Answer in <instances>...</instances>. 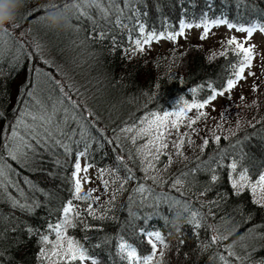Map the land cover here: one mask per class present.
Listing matches in <instances>:
<instances>
[{"label":"trees","instance_id":"trees-1","mask_svg":"<svg viewBox=\"0 0 264 264\" xmlns=\"http://www.w3.org/2000/svg\"><path fill=\"white\" fill-rule=\"evenodd\" d=\"M77 2L25 0L14 23L0 29V145L7 143L22 112L29 108L38 111L34 99L42 101L49 113L55 108L58 121L67 117L65 131L74 133L71 151L65 152L49 142L27 164L12 160L0 147L7 169L0 176V264H42L38 258L39 237L27 235L24 228L33 226L44 232L48 224L57 221L61 205L73 199L77 161L93 171L94 182L84 190H95L92 195L100 200L93 202V207L98 214L107 216L98 222L87 218L89 223L102 224L101 230L77 228L69 235L76 239L87 235L89 239L83 242L99 264H128L117 256L116 244L121 236L139 253L150 254V244L141 228L160 231L166 238L163 264H240L231 255L232 248L237 255L246 252L252 261L264 260V205L254 202L259 192L254 196L246 190L240 196L234 195V174L228 167L235 159L251 170L253 178L264 171V77L254 83L257 89L246 103L223 107L211 121L215 127L208 128L202 139L188 143L185 138L182 156L173 147L178 136L172 130L169 147L161 154L157 170L148 173L162 176L163 184L145 179L144 162L137 148L148 138L133 144V133L121 131L132 125L142 126L141 121L152 113L163 116V112H178L183 107L181 100L202 102L211 92L207 85H222L230 71V61L234 62L231 54L219 55L226 49L225 44L207 47L202 39L178 47L176 44L181 42L177 39L168 40L170 46L156 52L133 51L134 41L142 35L139 25L146 32L166 34L179 32L182 21L205 25L223 18L237 27H246L264 23V0H117L123 26L114 22L116 12L104 19L94 7L88 9L91 20L88 16L78 19L77 10L71 7ZM53 4L59 6L58 14L66 17L67 27L48 23V14L57 10L46 12L43 6ZM65 4L69 5L67 9ZM103 7H111L110 0H104ZM36 9L40 11L29 17L28 13ZM40 16L46 17L43 22L38 20ZM92 20L97 23L94 25ZM5 28L10 36L3 33ZM213 54L215 58H211ZM262 67L260 74L264 73ZM38 80L46 91L36 86ZM193 88L199 91L193 93ZM194 110L187 112V118L195 117ZM190 130L185 120L179 132ZM214 136L220 140L217 142ZM205 139L209 141L206 147ZM86 145V154L80 157ZM212 160L217 161L212 168L218 182L210 180L211 174L201 164ZM195 168L201 170L189 175L183 187L174 188L169 183L173 177L180 178ZM125 177H130L127 184L117 191ZM104 180L109 181L107 188ZM138 185L152 191L137 192ZM113 195L115 199L109 204ZM12 198L40 206L27 214L12 206ZM174 200L190 202L194 210L204 213L203 226L195 229L182 204H173ZM74 206L81 211L85 207L79 200ZM217 234L227 239L202 247ZM105 238L108 243L96 247ZM241 244L245 247L241 248Z\"/></svg>","mask_w":264,"mask_h":264},{"label":"snow or ice","instance_id":"snow-or-ice-1","mask_svg":"<svg viewBox=\"0 0 264 264\" xmlns=\"http://www.w3.org/2000/svg\"><path fill=\"white\" fill-rule=\"evenodd\" d=\"M104 0H91L89 3L88 0H79L77 3L71 5L72 8L77 10V18L79 19L82 16L89 15L88 9L95 8L100 10V15L104 19L109 18V13L116 12L115 23L123 26V21L120 20L119 13L122 12V9L117 7V0H110L111 7H103ZM85 5H87L85 7ZM69 7L68 4L64 5V9ZM44 10L47 12L48 9L59 11L58 5H45L43 6ZM40 11V9L33 10L28 13V16L31 17L34 12ZM45 16L38 17L40 22L45 20ZM92 23L95 25L97 21L92 20ZM214 25L226 24L228 28L235 29L238 32L245 34L244 39H238L236 36H232L227 39L225 42L226 49L219 53L221 56H228L231 54L234 57V62L230 61V71L222 85L215 87L213 85H207L211 88V92L207 98H203L202 102L193 100L188 102L181 100L183 107L178 112H163V116L158 113H152L149 118H145L141 121L140 127L132 125L122 129L123 133H133L130 137L133 144H136L137 141L143 140L147 137V142L142 146L137 148V154L140 155L141 159L144 162L143 171L146 173L145 179L151 180L158 184H163L164 179L159 175H150L155 170H157V162L160 160L161 154L168 149V137L172 135V130L175 129L178 139L173 141V147L176 149L177 155H183L182 149L186 142L187 138L188 143L191 141V132H195L193 127L196 122L207 116V112L199 111L194 118H187V112L192 109H204L208 104L215 101L218 96H225L228 93L236 88L241 81L246 80V70L251 69L256 59L255 45L246 43L251 39L253 34L259 30L264 33V23H251L248 26H239L233 25L228 22L226 19L214 20L211 22ZM14 28H19V25H13ZM187 27H192V25H187ZM200 27V25H196ZM201 39H204L208 35V25L205 24ZM138 31L141 35L140 38L134 41L135 48L133 51L139 50L143 51L144 46L150 44L153 40L167 38L168 40L175 41L178 36L183 35L184 33V22H181V28L179 32H170V33H156L153 31H145L143 25L138 26ZM5 35H11V32L8 28L3 30ZM103 35V33H100ZM23 46L21 45V50ZM215 58V54L213 57ZM262 66H264V61H262ZM247 75L255 76L254 72L248 71ZM253 91L257 89V85L253 84ZM193 93L199 91L198 88L191 89ZM34 93H29V96L34 97ZM243 100L244 97L242 96ZM256 103V101H253ZM33 104L38 109V111H33L31 108L21 113V115L16 120V126L11 128V135L7 137V143L0 145L6 149L7 154L11 157L12 160H22L27 164V162L32 159L33 155L37 153L38 149L41 146H47L49 142L52 144L61 147L65 152L71 151L70 143L71 136L74 134L71 131H65V126L68 124V118L65 117L63 121H58L57 110L53 108L52 112H48L46 106L39 99H34ZM27 107V106H26ZM66 111V110H65ZM224 114H221V119H223ZM30 117V120L28 119ZM175 117V119H173ZM3 118V115L0 114V119ZM187 120V127L191 129V132L180 133L179 128L182 123ZM219 127V125H218ZM61 138H57V136ZM214 139L218 142L220 140L219 136H214ZM65 140H68L69 143H65ZM208 140L205 139L203 146H207ZM87 145L85 146V152H80L79 156L83 157L86 154ZM122 159V158H121ZM169 164L172 163L171 159L168 161ZM217 163L216 160L209 162H201L203 168L211 174L210 180L212 182H218L219 177L215 174V169L212 168V164ZM230 171L234 174L231 180L232 187L234 190V195L240 196V194L246 190H250L255 196L259 192L258 198L254 201L255 203L264 205V171L257 173V176L253 178L251 176V170L238 160H233L228 165ZM200 168L191 169L188 172L181 174L180 178L173 177L169 183L172 184V187H183L187 177L192 175L194 172L200 171ZM7 169L5 168V162L3 157L0 156V176H4ZM89 169L87 166H81V163L74 162V171H73V189H72V200L66 201L61 205L59 210V216L55 223H50L47 225V230L40 232L33 226H25L24 231L29 236H38V243L41 245L40 251L38 253V258L42 261V264H99V261L93 256L90 255L88 249L83 241L88 240L89 237L85 235L81 239H76L74 236L69 235V231L72 229L83 228L85 230H101L103 228L102 224L99 223H89L87 218H91L93 221H103L106 219L107 214H98L96 209L93 207V202H98L100 200L99 196H93L92 193L94 189H88L85 191L83 189V183L90 182L87 173ZM84 173L85 176L82 178L81 173ZM130 177H125L121 188L117 191L123 190V187L127 184V181ZM119 179V177H117ZM109 185L108 180H104V187L107 188ZM152 191L149 187L146 189L144 185H138L135 191L145 192ZM115 195L109 200V204L113 202ZM84 202V210L81 211L79 208L74 206L75 201ZM215 203V202H213ZM173 204H182L183 211L188 214V222L195 228L199 229L203 225L201 221L204 219V213H201L198 209L194 210L190 202L174 200ZM12 206L19 209L21 212L32 214L35 212V209L40 205L38 203H21L19 200L12 198ZM172 205H170L171 207ZM103 212V209H101ZM179 215V214H177ZM211 215V213H209ZM133 215V219H135ZM145 220L148 219L147 216L144 217ZM2 222V218H0ZM167 222V221H166ZM210 227V226H209ZM141 232L147 237V242L150 244L151 253L148 255H143L138 252L137 247L133 243L129 242L124 236L120 237L119 242L116 244L117 256L123 260L128 261V264H163V257L165 255L163 249L167 248L166 238L161 234L160 231L153 230L148 231L141 228ZM264 238V237H262ZM227 236L222 234L213 235L210 237L209 243L202 247H210L212 243H219L222 240H226ZM244 237H241L243 240ZM108 243L105 238L101 244H97L96 247H101ZM158 245L159 251H158ZM241 248L245 246L240 245ZM3 253L0 252V257ZM231 255L236 257V260L240 264H264V260L252 261V258L245 252L244 254L237 255L235 248L231 249ZM221 260H224V257H220ZM225 264H230L229 261H225Z\"/></svg>","mask_w":264,"mask_h":264},{"label":"rangeland","instance_id":"rangeland-1","mask_svg":"<svg viewBox=\"0 0 264 264\" xmlns=\"http://www.w3.org/2000/svg\"><path fill=\"white\" fill-rule=\"evenodd\" d=\"M187 25H192V27H187ZM196 25L200 24H191V23H184V33L181 36L177 37V41L181 43H177L176 46H183L185 43L194 40H201V35L204 30V25H200V27H196ZM208 25V35L206 38L202 39L203 42L207 47L212 46L214 48L219 47L218 45L225 44L228 38L232 36H236L238 39L243 40L245 34L242 32H238L235 29H230L227 27L226 24L222 25H214L212 23ZM48 26V25H47ZM181 28V27H180ZM246 43L255 45L256 51V59L254 60L253 66L251 69L246 70V80L241 81L239 85L234 88L231 93H228L225 96H218L217 99L210 104H208L204 109H195L193 111V117L197 115L199 111L207 112V116L199 119L196 124L195 132H191V139L200 140L202 136L205 134V131L209 128H213L214 118L217 114L220 115V111L223 107L229 106L234 108L236 106L242 105L246 103V100L252 95L253 93V84L256 81H260L264 77V73L260 71L262 70V61L264 55V33L257 30L250 40ZM168 46H170L169 41L167 38L153 40L150 44L144 46L145 50L156 52L158 50H164ZM262 67V68H261ZM251 71L254 72L256 75L253 77L251 75H247V72ZM260 74V75H259ZM37 87L42 88L46 91L45 86L41 83V81H37ZM244 97L242 100L241 97ZM178 139V138H177ZM84 166H82L83 168ZM92 173L93 171L89 169L88 173L86 174L90 182L83 183V189H87L91 184H93L92 180ZM85 174L82 172L81 177L83 178Z\"/></svg>","mask_w":264,"mask_h":264},{"label":"clouds","instance_id":"clouds-1","mask_svg":"<svg viewBox=\"0 0 264 264\" xmlns=\"http://www.w3.org/2000/svg\"><path fill=\"white\" fill-rule=\"evenodd\" d=\"M24 3L25 0H0V29L14 23ZM47 21L53 27L68 26L66 17L57 13H49Z\"/></svg>","mask_w":264,"mask_h":264},{"label":"bare ground","instance_id":"bare-ground-1","mask_svg":"<svg viewBox=\"0 0 264 264\" xmlns=\"http://www.w3.org/2000/svg\"><path fill=\"white\" fill-rule=\"evenodd\" d=\"M50 50H51V49H50ZM51 53H52V52H51ZM51 57H52V55H51ZM61 66H62V65H61ZM61 66H60V67H61ZM56 68H57V67H56ZM4 161H5V160H4Z\"/></svg>","mask_w":264,"mask_h":264}]
</instances>
